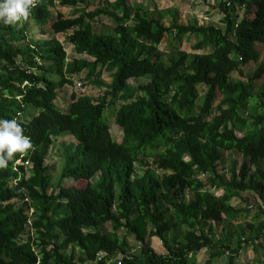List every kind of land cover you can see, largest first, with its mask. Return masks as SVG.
<instances>
[{"label":"trees","instance_id":"1","mask_svg":"<svg viewBox=\"0 0 264 264\" xmlns=\"http://www.w3.org/2000/svg\"><path fill=\"white\" fill-rule=\"evenodd\" d=\"M55 1L32 0L27 18L0 22V119L16 120L32 145L0 168V264L116 259L118 264H216L226 253V264H236L249 243L256 244L257 253L263 248L264 220L257 226L243 222L235 248L227 235L213 234L212 222L224 231L233 226L247 211L231 203L241 192L253 190L264 200V91L255 88L264 76V59L259 61L256 51L257 44L264 47V0H221L225 29L174 19L165 26L145 0L136 3L134 13L129 0H98L103 6L93 11L76 9L72 17L59 12L53 19L49 5ZM57 1L77 7L86 0ZM101 16L114 21L118 45L94 25ZM30 24L67 34L74 50L93 60H68L57 38L27 37ZM167 34L180 41L185 35L199 38L196 52L178 51L165 62L159 45ZM208 47L212 50L203 52ZM98 67L114 70L110 83L100 79ZM84 72L105 92L98 97L74 93L68 110H62L56 105L59 91ZM234 72L247 80L232 78ZM131 79L138 84L132 86ZM199 86L206 88L201 102ZM116 101H121L116 112L121 141L102 121ZM30 106L39 112L28 120ZM68 135L76 141L62 143V178L87 184L49 192L45 162L56 141ZM223 150L243 158L240 166L234 163L230 179L219 170ZM141 155L154 157L164 171L161 179L149 167L135 176L136 163L147 164ZM211 189L223 193L217 196ZM149 225L150 239L156 238L165 253L148 240ZM122 228L135 237L138 252L119 237ZM28 229L33 233L23 240ZM202 249L210 250L208 257L190 261Z\"/></svg>","mask_w":264,"mask_h":264},{"label":"rangeland","instance_id":"2","mask_svg":"<svg viewBox=\"0 0 264 264\" xmlns=\"http://www.w3.org/2000/svg\"><path fill=\"white\" fill-rule=\"evenodd\" d=\"M114 1V0H110ZM141 0H129L130 7L132 10V13H134V8L136 6V3ZM221 0H176L175 2L170 3V0H145V6L151 9V13L161 16V21L165 26H169L173 19L176 20L178 23L181 24H188V23H194L197 22L200 25H206V24H214L217 27L221 29H225V24L222 22L223 13H221L218 4ZM173 5V6H172ZM103 4L99 2L98 0H86L85 2L78 3L77 7H68V6H60L58 4V1L56 0L53 4H50L49 7L52 12V18L56 19L57 14L60 12L65 17H72L75 15H78V13L74 14L73 11L76 9H85L86 11H93L97 7H102ZM165 7V8H164ZM166 7H169L167 9H172L174 11H169L166 9ZM158 8L159 10H155ZM162 9V10H160ZM99 22H95V26H99L103 29L104 33L106 34V37L108 40L114 42L115 44H119L118 38L116 37L113 27L115 26L114 21L106 16H101L97 20ZM37 25L30 24L28 31H27V37H33L34 39H53L57 38L63 45V47L66 49L67 53V59H80V60H93L92 57L86 55V54H78L74 50V46L68 41V35L65 33H55L48 25L44 26L42 29L40 27H36ZM199 41V38H196L194 36L185 35L182 37V40H177L174 38L173 35L167 34L163 40V42L159 45V51L161 53V58L165 62H169V57L173 56L175 57L178 53V51H183L186 53H194L196 52L193 49V46ZM27 43V40H23L20 45L25 46ZM264 47H262L260 44L257 46V50H259L261 53H263ZM212 49L211 47L206 48L203 50V52H210ZM199 52V51H197ZM17 61H20L18 59ZM251 61H254L252 59ZM253 64L247 65L246 69L247 73L250 74L253 69ZM97 71H101L100 79L106 83L111 82L112 73L114 70H110L106 67H98ZM84 73H80L79 75H75L74 78V84L70 85L67 84L63 89L59 91V96L56 99V105L61 108L62 110L67 111L69 108L70 103L72 102V95L75 93L76 95H82L87 94L94 97H98L102 95L105 92L104 87L96 86L93 82H90L85 79ZM71 77V76H69ZM72 78V77H71ZM148 77L140 79V82H145ZM232 78L234 79H241V80H247V77H242L239 75L238 72H234ZM130 84L132 86H136L139 81L137 80H129ZM255 88L256 91H264V76L260 80H256L255 82ZM206 88L204 86H199V92H200V102L202 100V97L205 93ZM121 104V101H116L114 104L106 108L103 112L102 121L105 122L109 128L110 132L113 136V138L117 141H121V138L123 136V131L121 127L116 123V112ZM39 112V109L30 106L26 118L30 120L33 116L37 115ZM245 116V113L243 114ZM237 134L240 136L241 133L237 132ZM76 141L73 136H65L64 138H59L54 147H52V150L50 151V154L47 156V160L45 162L46 165H48V171L47 174L49 176V181L51 183V186L49 187V192H51L53 189L59 187V186H79V187H85L87 184V181H76L72 178H62V167L64 165V153H65V145L63 146L62 143H70ZM161 151V150H160ZM222 159L219 161V170L221 173L225 175L227 179H230V176L232 175V167L234 166V163H237L238 166L241 165L243 158L240 156V154L236 153L235 151H222ZM140 160L146 162V165H141L140 163H136L135 167V176H141L144 172L146 167H149L152 169V171L155 173V175L161 179L164 175V171L157 166V164L154 162V157H145L141 155L139 157ZM260 166L264 169V163H261ZM27 171V177L30 175V167L28 166ZM251 174H256V169L253 167L251 169ZM97 177L92 179V183H95L97 181ZM210 192H213L215 195L219 196L223 193V189H211ZM191 198V193L188 191L186 193V200H189ZM231 203L237 207H240L242 209H247L241 217L234 222L233 226H229L225 231L222 230L221 226H218L217 224L214 225V232L213 234L216 237H219L220 234H224L226 236V239L228 243L231 245L232 248L236 247L237 244V232L240 226L244 225L243 222H250L253 225L257 226L260 221L264 220V200L261 199L253 190H248L246 192H241L240 195L235 197ZM31 209L29 214L31 215L33 212ZM31 221V220H30ZM30 223V222H29ZM104 228L107 231L112 232L113 226L110 223H106L104 225ZM151 229V226H148V240H151V245L155 248L156 251L165 253L166 251L163 249L161 243L156 238H151L149 235V230ZM187 228L185 226L181 227V230H186ZM224 231V232H223ZM119 234V237L124 240L127 239L128 245L131 248H134L136 252L139 250V246H137V242L135 240L134 236H130L125 232V229L122 228L120 231H117ZM33 230L28 229V233L24 235L23 240H27L28 235L32 234ZM263 248L259 247L258 252L256 253L254 250V246L256 244H245L243 249L241 250L239 256L236 259V264H264V241L262 242ZM70 248L67 250V252H70ZM76 252L78 253V249H76ZM210 250L209 249H202L200 252L196 254H192L190 257V261H203L208 255ZM228 254H224L219 260H217L216 264H226L227 263ZM118 260L110 261L109 264H118Z\"/></svg>","mask_w":264,"mask_h":264},{"label":"clouds","instance_id":"3","mask_svg":"<svg viewBox=\"0 0 264 264\" xmlns=\"http://www.w3.org/2000/svg\"><path fill=\"white\" fill-rule=\"evenodd\" d=\"M32 0H0V22L11 24L27 18ZM32 147L16 120L0 119V168L6 167L14 153H24ZM21 163V161H18ZM31 167L30 163H27Z\"/></svg>","mask_w":264,"mask_h":264},{"label":"crops","instance_id":"4","mask_svg":"<svg viewBox=\"0 0 264 264\" xmlns=\"http://www.w3.org/2000/svg\"><path fill=\"white\" fill-rule=\"evenodd\" d=\"M239 10L241 11L239 14H242V12H243V8H240ZM257 46H258V44H257ZM257 46H256V51H257L258 53H260L259 61H262V60L264 59V49H263V51H262L263 53H261L259 50H257ZM261 46H262V45H261ZM262 47H263V46H262ZM250 65H251V63H250ZM207 257H208V256H207ZM207 257H206V258H207ZM206 258H205V259H206Z\"/></svg>","mask_w":264,"mask_h":264}]
</instances>
